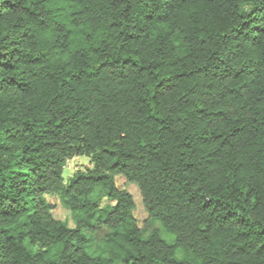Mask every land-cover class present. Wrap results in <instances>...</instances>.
<instances>
[{"label": "trees", "instance_id": "obj_1", "mask_svg": "<svg viewBox=\"0 0 264 264\" xmlns=\"http://www.w3.org/2000/svg\"><path fill=\"white\" fill-rule=\"evenodd\" d=\"M0 264H264V0H0Z\"/></svg>", "mask_w": 264, "mask_h": 264}, {"label": "rangeland", "instance_id": "obj_2", "mask_svg": "<svg viewBox=\"0 0 264 264\" xmlns=\"http://www.w3.org/2000/svg\"><path fill=\"white\" fill-rule=\"evenodd\" d=\"M91 162L88 158L83 156L74 157L67 161L66 166L64 168V178L65 181L69 179L75 172L77 171H84L87 168H90ZM117 185L119 188L127 190L129 193L132 194L135 200L136 208H135V217L140 227H148V215L144 209L142 197L140 191L137 186L128 183L124 178L118 177L117 178ZM46 202L48 203L51 214L54 219L64 221L68 224L70 228L75 227V222L71 217L70 210L62 203L61 199L57 195H47L45 197ZM154 229L159 231L161 237L166 240L167 242H174L175 238L173 235L167 233L164 228L162 227L159 221L153 224ZM108 231L106 229L98 231L94 234L86 232V236L92 239L91 244L88 246V252L92 255L98 253V247L101 244V240L105 236ZM178 256L181 257L182 254L179 252Z\"/></svg>", "mask_w": 264, "mask_h": 264}]
</instances>
